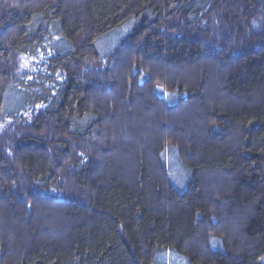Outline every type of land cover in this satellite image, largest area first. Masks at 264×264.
I'll use <instances>...</instances> for the list:
<instances>
[{
    "label": "trees",
    "instance_id": "obj_1",
    "mask_svg": "<svg viewBox=\"0 0 264 264\" xmlns=\"http://www.w3.org/2000/svg\"><path fill=\"white\" fill-rule=\"evenodd\" d=\"M0 264H264V0H0Z\"/></svg>",
    "mask_w": 264,
    "mask_h": 264
},
{
    "label": "rangeland",
    "instance_id": "obj_2",
    "mask_svg": "<svg viewBox=\"0 0 264 264\" xmlns=\"http://www.w3.org/2000/svg\"><path fill=\"white\" fill-rule=\"evenodd\" d=\"M33 62H35V61H32L31 59L26 58L25 61H23L20 70L21 71L30 70L31 65H33Z\"/></svg>",
    "mask_w": 264,
    "mask_h": 264
}]
</instances>
